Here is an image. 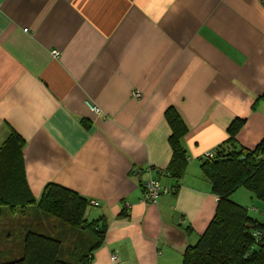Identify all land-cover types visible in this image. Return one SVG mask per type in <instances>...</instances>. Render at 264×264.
I'll use <instances>...</instances> for the list:
<instances>
[{
	"label": "crops",
	"instance_id": "obj_1",
	"mask_svg": "<svg viewBox=\"0 0 264 264\" xmlns=\"http://www.w3.org/2000/svg\"><path fill=\"white\" fill-rule=\"evenodd\" d=\"M263 93L264 0H0V146L23 139L36 200L56 183L98 202L90 264H182L217 207L204 154L231 148L237 119L238 148L264 141ZM169 107L187 126L179 181ZM151 177L170 191L144 202Z\"/></svg>",
	"mask_w": 264,
	"mask_h": 264
},
{
	"label": "trees",
	"instance_id": "obj_2",
	"mask_svg": "<svg viewBox=\"0 0 264 264\" xmlns=\"http://www.w3.org/2000/svg\"><path fill=\"white\" fill-rule=\"evenodd\" d=\"M165 116L171 128L172 150L165 174L179 181L186 165L180 139L187 126L173 107L166 110ZM242 125L243 119H237L229 126L230 149H217L201 164L217 196V207L197 242L184 250L182 264H264V223L230 199L243 187L264 201V141L253 149L238 148L235 134ZM23 146V139L14 132L0 146V219L4 213L25 215L34 207L45 217L68 226V230L55 232L33 220L28 224L30 228L23 230L19 255L3 257L0 264H90L93 252L104 240L105 224L89 221L86 210L91 201L62 185L46 184L36 200L25 177Z\"/></svg>",
	"mask_w": 264,
	"mask_h": 264
},
{
	"label": "rangeland",
	"instance_id": "obj_3",
	"mask_svg": "<svg viewBox=\"0 0 264 264\" xmlns=\"http://www.w3.org/2000/svg\"><path fill=\"white\" fill-rule=\"evenodd\" d=\"M230 199L246 208L250 217L264 223L263 200L256 197L243 187H239L234 193H232L230 195ZM37 219H42L45 221L44 223H47L48 227L44 226L46 229H50L49 225L54 223L59 225V229L61 228L63 230L64 228L68 230V226L64 227L53 218L45 217L34 207H30L25 215H21L19 213H4L0 219V259L8 255L11 257L19 255V242L22 241L23 230L30 228L28 227V224ZM8 231L11 233V235H8Z\"/></svg>",
	"mask_w": 264,
	"mask_h": 264
},
{
	"label": "built area",
	"instance_id": "obj_4",
	"mask_svg": "<svg viewBox=\"0 0 264 264\" xmlns=\"http://www.w3.org/2000/svg\"><path fill=\"white\" fill-rule=\"evenodd\" d=\"M53 56L58 55V51L53 50L52 51ZM136 96L139 95V93H135ZM87 105L90 108L91 111L95 113H99L100 109L92 104L91 102L87 101ZM214 151H207L204 154V157L210 158L214 156ZM142 189H143V201L144 202H155L161 195L168 193L170 189L164 185L161 184L158 178L156 177H151L150 179L144 181L142 183ZM91 205L97 206L98 202L95 200L91 201ZM111 260L113 261L114 264H118V258L115 254L111 255Z\"/></svg>",
	"mask_w": 264,
	"mask_h": 264
}]
</instances>
